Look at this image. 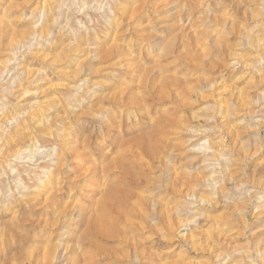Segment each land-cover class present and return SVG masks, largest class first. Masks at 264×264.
Segmentation results:
<instances>
[{"label": "rangeland", "instance_id": "rangeland-1", "mask_svg": "<svg viewBox=\"0 0 264 264\" xmlns=\"http://www.w3.org/2000/svg\"><path fill=\"white\" fill-rule=\"evenodd\" d=\"M263 100L264 0H0V264H264Z\"/></svg>", "mask_w": 264, "mask_h": 264}, {"label": "bare ground", "instance_id": "bare-ground-1", "mask_svg": "<svg viewBox=\"0 0 264 264\" xmlns=\"http://www.w3.org/2000/svg\"><path fill=\"white\" fill-rule=\"evenodd\" d=\"M261 105L263 106V108H264V100H263V102L261 103ZM31 117V116H30ZM259 125L263 128V134H261L260 136H259V138H258V133H256V135L254 136L255 137V141H256V143H255V145H254V147L253 148H251V151H249L250 153L249 154H251V155H253V154H256L257 152H259L260 151V148L262 147H264V122H262V121H260L259 122ZM256 144H258V146L256 145ZM246 155V154H245ZM262 155H259L258 156V158H260ZM208 185H211V184H213V183H211L210 181V179L208 178ZM214 187V186H213Z\"/></svg>", "mask_w": 264, "mask_h": 264}]
</instances>
